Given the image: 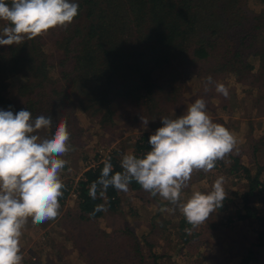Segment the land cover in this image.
Returning a JSON list of instances; mask_svg holds the SVG:
<instances>
[{
    "label": "trees",
    "instance_id": "obj_1",
    "mask_svg": "<svg viewBox=\"0 0 264 264\" xmlns=\"http://www.w3.org/2000/svg\"><path fill=\"white\" fill-rule=\"evenodd\" d=\"M247 1L76 0L78 15L66 28L57 27L47 38L38 36L20 45H0V110L16 113L25 109L33 118L51 116L52 128L42 131L47 134L64 120L71 143L80 124L78 109L104 124L113 120L122 106L118 108V103L126 101L136 113L144 110L152 125H161L164 112L159 99H164V93L181 97L180 85L174 82L180 80L182 67L194 66L197 72L202 63L203 78L210 75L218 81L222 77L218 75L229 74L239 82L251 80V85H258L264 80V9L247 14ZM21 75L26 81L10 97V80ZM151 134L144 132L137 140L138 158L150 151ZM109 159L112 174L122 171L117 157ZM105 161L87 169L80 181L83 220L104 215L103 211L91 215L98 204L108 210L119 208L121 192L111 186L103 196L98 190L95 200L89 196L90 185L99 178ZM241 167L250 180L248 194H252L260 183L247 167ZM129 188L144 192L135 181ZM68 194L63 190L60 199ZM248 204L246 198L248 213L240 210L239 219L257 217ZM181 223L182 230L192 227L184 216Z\"/></svg>",
    "mask_w": 264,
    "mask_h": 264
},
{
    "label": "rangeland",
    "instance_id": "obj_2",
    "mask_svg": "<svg viewBox=\"0 0 264 264\" xmlns=\"http://www.w3.org/2000/svg\"><path fill=\"white\" fill-rule=\"evenodd\" d=\"M262 9L264 0L247 1V14ZM6 25L7 22L0 21L2 30ZM43 36L47 38V34ZM51 47L46 45L47 50ZM201 67L199 63L197 72L194 66L180 68L183 74L174 83L180 85L181 97L174 99L173 95L164 93L165 100L159 99V108L164 112L162 117L175 118L195 99L203 97L213 122L223 125L236 137V149L218 160L212 171L195 172L189 187L181 194V202H185L194 191H211L216 178L223 176L228 193L223 206L198 228L187 226L182 230L183 214L176 205L159 195L129 188L128 192H121L117 210H107L99 218L81 219L79 192L85 171L110 156L120 161L123 154L135 155L141 134H154L163 125L149 122L145 129L140 119L146 117L144 110L136 113L126 101L118 103V108L119 104L122 106L113 120H106L104 124L78 109L80 124L71 140V150L62 157L67 164L60 173L65 185L63 190L69 194L59 199L61 208L56 219L33 225L29 218L20 241L22 264H225L223 260L227 258L221 254L225 247L224 236L240 237L254 227H264V80L253 86L251 80L239 82L235 75H218L222 76L218 82L229 89V96L225 98L214 87L204 92ZM52 75L56 77V71ZM10 81L9 96L14 97L26 79L21 75ZM135 119L141 127H134L138 123ZM240 163L249 167L251 177L260 175L257 177L260 184L252 194H248L250 180L245 179L246 172ZM246 198L248 206L257 213V217L247 218L251 224L249 230L246 221L239 222L241 219L237 217L240 210L248 213ZM185 232L188 234L184 235ZM232 247L234 251L241 250L238 242L234 241Z\"/></svg>",
    "mask_w": 264,
    "mask_h": 264
},
{
    "label": "clouds",
    "instance_id": "obj_3",
    "mask_svg": "<svg viewBox=\"0 0 264 264\" xmlns=\"http://www.w3.org/2000/svg\"><path fill=\"white\" fill-rule=\"evenodd\" d=\"M78 9L76 0H0V21L7 22L0 32V45H20L57 27L66 28ZM212 87L228 98L225 84L209 75L203 90L209 92ZM140 119L146 129L149 121ZM160 120L163 126L148 138L150 151L141 158L123 154L122 171L115 174L110 159L106 160L99 178L90 185L89 196L95 200L98 190L103 196L110 186L126 193L135 181L152 196L176 205L192 229L198 228L223 206L228 195L225 178L217 177L211 191H194L185 202L181 194L195 172L212 171L218 160L236 149V137L213 122L203 97L182 115ZM52 126L51 116L33 118L25 109L0 110V264H22L20 241L29 218L39 225L60 213L65 187L60 173L67 164L62 157L71 150V133L61 120L53 132L41 135ZM107 210L105 204H98L91 215Z\"/></svg>",
    "mask_w": 264,
    "mask_h": 264
},
{
    "label": "crops",
    "instance_id": "obj_4",
    "mask_svg": "<svg viewBox=\"0 0 264 264\" xmlns=\"http://www.w3.org/2000/svg\"><path fill=\"white\" fill-rule=\"evenodd\" d=\"M241 166L247 167L245 164H241ZM256 176L260 178V175H256ZM245 179L248 178L245 177ZM261 180L263 179L261 178ZM245 221H246V228H248L249 230L251 224L247 222L248 219L246 218L239 220V222H245ZM244 235H246L247 238H245ZM222 239H224L225 247H224V251L221 254H223V258H227L226 261L223 260L225 264H264V227L263 228L261 227V229L260 227L257 229L256 227H254L250 233H247L245 231L244 234L240 237H237L235 234L230 238L224 236ZM234 241L240 244L241 250L239 252H238L239 248L235 251L233 250L232 246ZM215 257H218V255H216ZM230 261H232V263Z\"/></svg>",
    "mask_w": 264,
    "mask_h": 264
},
{
    "label": "built area",
    "instance_id": "obj_5",
    "mask_svg": "<svg viewBox=\"0 0 264 264\" xmlns=\"http://www.w3.org/2000/svg\"><path fill=\"white\" fill-rule=\"evenodd\" d=\"M73 195H76V193L72 192Z\"/></svg>",
    "mask_w": 264,
    "mask_h": 264
}]
</instances>
